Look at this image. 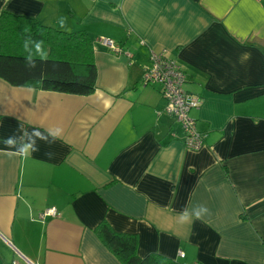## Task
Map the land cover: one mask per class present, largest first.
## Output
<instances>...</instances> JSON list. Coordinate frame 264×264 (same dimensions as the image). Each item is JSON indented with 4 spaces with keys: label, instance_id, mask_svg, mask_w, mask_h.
Returning a JSON list of instances; mask_svg holds the SVG:
<instances>
[{
    "label": "crops",
    "instance_id": "obj_1",
    "mask_svg": "<svg viewBox=\"0 0 264 264\" xmlns=\"http://www.w3.org/2000/svg\"><path fill=\"white\" fill-rule=\"evenodd\" d=\"M3 11L87 31L97 78L88 96L0 79V264H121L95 235L102 221L136 235L140 258L264 264V0H0ZM151 53L201 99L200 148L143 84Z\"/></svg>",
    "mask_w": 264,
    "mask_h": 264
},
{
    "label": "trees",
    "instance_id": "obj_2",
    "mask_svg": "<svg viewBox=\"0 0 264 264\" xmlns=\"http://www.w3.org/2000/svg\"><path fill=\"white\" fill-rule=\"evenodd\" d=\"M94 42L85 30L64 31L35 18L0 14V79L13 87L77 96L96 89ZM121 264H186L151 253L137 255L136 235L114 231L106 221L94 229Z\"/></svg>",
    "mask_w": 264,
    "mask_h": 264
},
{
    "label": "built area",
    "instance_id": "obj_3",
    "mask_svg": "<svg viewBox=\"0 0 264 264\" xmlns=\"http://www.w3.org/2000/svg\"><path fill=\"white\" fill-rule=\"evenodd\" d=\"M100 43L115 54L122 52L120 46L108 39L102 38ZM150 60L152 67L143 77V84L157 88L165 103L163 111L180 126L185 136L184 144L192 149L200 148L203 145L204 135L196 129L190 112L200 107L201 99L185 90V74L174 61L168 59L163 53H151ZM56 215L54 208L48 209L38 214V220L43 221L47 216L55 217ZM10 264H17V262L13 261Z\"/></svg>",
    "mask_w": 264,
    "mask_h": 264
},
{
    "label": "bare ground",
    "instance_id": "obj_4",
    "mask_svg": "<svg viewBox=\"0 0 264 264\" xmlns=\"http://www.w3.org/2000/svg\"><path fill=\"white\" fill-rule=\"evenodd\" d=\"M146 86H148V85H146ZM151 87H153V86H151Z\"/></svg>",
    "mask_w": 264,
    "mask_h": 264
}]
</instances>
